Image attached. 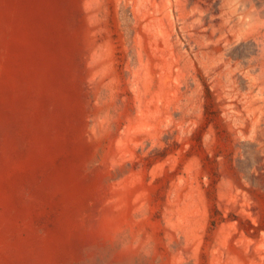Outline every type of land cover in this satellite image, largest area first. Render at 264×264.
Listing matches in <instances>:
<instances>
[{
	"label": "rangeland",
	"instance_id": "374dc122",
	"mask_svg": "<svg viewBox=\"0 0 264 264\" xmlns=\"http://www.w3.org/2000/svg\"><path fill=\"white\" fill-rule=\"evenodd\" d=\"M0 264H264V0H0Z\"/></svg>",
	"mask_w": 264,
	"mask_h": 264
}]
</instances>
